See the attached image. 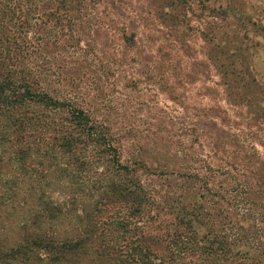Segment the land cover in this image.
Instances as JSON below:
<instances>
[{
  "label": "trees",
  "instance_id": "16d2710c",
  "mask_svg": "<svg viewBox=\"0 0 264 264\" xmlns=\"http://www.w3.org/2000/svg\"><path fill=\"white\" fill-rule=\"evenodd\" d=\"M85 3L0 0V264H264L261 158L124 162L106 123L52 93L47 47Z\"/></svg>",
  "mask_w": 264,
  "mask_h": 264
},
{
  "label": "rangeland",
  "instance_id": "374dc122",
  "mask_svg": "<svg viewBox=\"0 0 264 264\" xmlns=\"http://www.w3.org/2000/svg\"><path fill=\"white\" fill-rule=\"evenodd\" d=\"M81 13L47 47L49 87L110 127L122 161L264 163V0H86Z\"/></svg>",
  "mask_w": 264,
  "mask_h": 264
}]
</instances>
